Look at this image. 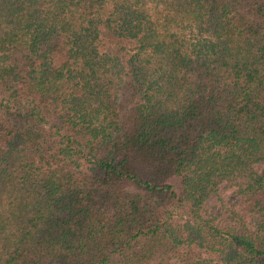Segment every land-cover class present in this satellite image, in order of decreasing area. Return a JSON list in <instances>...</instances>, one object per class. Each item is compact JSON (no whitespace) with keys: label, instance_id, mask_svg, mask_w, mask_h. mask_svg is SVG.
Wrapping results in <instances>:
<instances>
[{"label":"trees","instance_id":"1","mask_svg":"<svg viewBox=\"0 0 264 264\" xmlns=\"http://www.w3.org/2000/svg\"><path fill=\"white\" fill-rule=\"evenodd\" d=\"M0 264H264V0H0Z\"/></svg>","mask_w":264,"mask_h":264}]
</instances>
